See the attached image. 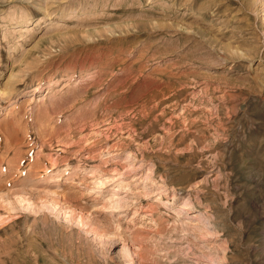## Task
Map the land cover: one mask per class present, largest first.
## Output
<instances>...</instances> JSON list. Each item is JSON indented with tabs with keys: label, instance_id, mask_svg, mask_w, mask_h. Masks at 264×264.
Returning <instances> with one entry per match:
<instances>
[{
	"label": "rangeland",
	"instance_id": "1",
	"mask_svg": "<svg viewBox=\"0 0 264 264\" xmlns=\"http://www.w3.org/2000/svg\"><path fill=\"white\" fill-rule=\"evenodd\" d=\"M0 264H264V0H0Z\"/></svg>",
	"mask_w": 264,
	"mask_h": 264
}]
</instances>
